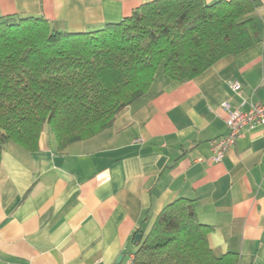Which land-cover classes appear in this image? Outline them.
I'll return each instance as SVG.
<instances>
[{"label":"crops","instance_id":"obj_1","mask_svg":"<svg viewBox=\"0 0 264 264\" xmlns=\"http://www.w3.org/2000/svg\"><path fill=\"white\" fill-rule=\"evenodd\" d=\"M150 0H0L1 16L43 17L70 32L118 22ZM213 3L217 0H204ZM254 43L195 78H159L154 92L98 134L59 150L45 129L35 151L9 142L0 164V264H129L134 233L173 200H195L218 256L264 264V123L246 128L222 161L228 102L264 101V0ZM238 81L240 88L232 84Z\"/></svg>","mask_w":264,"mask_h":264},{"label":"trees","instance_id":"obj_2","mask_svg":"<svg viewBox=\"0 0 264 264\" xmlns=\"http://www.w3.org/2000/svg\"><path fill=\"white\" fill-rule=\"evenodd\" d=\"M261 0H150L118 22L70 32L36 16L0 17V164L9 142L30 151L49 129L64 150L109 128L117 114L153 94L161 77L195 78L236 55L258 32ZM161 71V75H159ZM213 226L195 200L179 197L135 242L129 264H237L214 253Z\"/></svg>","mask_w":264,"mask_h":264},{"label":"built area","instance_id":"obj_3","mask_svg":"<svg viewBox=\"0 0 264 264\" xmlns=\"http://www.w3.org/2000/svg\"><path fill=\"white\" fill-rule=\"evenodd\" d=\"M234 90L240 88L238 81L232 84ZM222 108L227 112V127L229 132L227 135L218 137L211 143V161L220 162L227 152L235 145L237 139L243 131L248 127H254L264 123V101L253 102L246 111L232 109L228 102L222 104ZM133 255L129 258V263L132 261Z\"/></svg>","mask_w":264,"mask_h":264},{"label":"water","instance_id":"obj_4","mask_svg":"<svg viewBox=\"0 0 264 264\" xmlns=\"http://www.w3.org/2000/svg\"><path fill=\"white\" fill-rule=\"evenodd\" d=\"M141 236H142L141 233L137 234V235H136V240H135V242H137V241L141 238ZM122 258H123V256H120V257L117 259L116 264H119V263L122 261Z\"/></svg>","mask_w":264,"mask_h":264},{"label":"rangeland","instance_id":"obj_5","mask_svg":"<svg viewBox=\"0 0 264 264\" xmlns=\"http://www.w3.org/2000/svg\"><path fill=\"white\" fill-rule=\"evenodd\" d=\"M159 75H161V71H159Z\"/></svg>","mask_w":264,"mask_h":264}]
</instances>
